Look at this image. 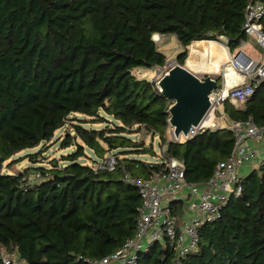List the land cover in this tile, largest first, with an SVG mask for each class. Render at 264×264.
<instances>
[{"label": "trees", "instance_id": "1", "mask_svg": "<svg viewBox=\"0 0 264 264\" xmlns=\"http://www.w3.org/2000/svg\"><path fill=\"white\" fill-rule=\"evenodd\" d=\"M251 1L0 0V251L16 250L18 264H86L83 259L116 252L135 233L141 201L122 182L123 172L150 181L173 158L183 164L188 184H206L229 158L233 134L222 128L167 141L171 102L155 82L132 72L165 68L154 35L175 37L180 66L194 42L223 36L235 51L249 40L241 27ZM221 106L218 118L263 126L264 84L242 106ZM66 126L73 133L59 148L73 152L37 167L33 177L28 169L2 173L13 156L49 143ZM141 133L157 137L165 157L132 159L154 155L151 141L131 138ZM107 153L116 157V169H94ZM82 158L90 164H79ZM171 207L179 221L183 203ZM198 235L194 253L176 259L155 242L135 264H264V162L243 179L240 197Z\"/></svg>", "mask_w": 264, "mask_h": 264}, {"label": "built area", "instance_id": "2", "mask_svg": "<svg viewBox=\"0 0 264 264\" xmlns=\"http://www.w3.org/2000/svg\"><path fill=\"white\" fill-rule=\"evenodd\" d=\"M241 30L247 39H251L262 50L263 58L256 59L248 55L244 50L248 44L244 40L240 41L235 51L230 50L229 43L223 36L208 40L222 48L225 70H232L243 81L229 89L226 81H223L220 93L212 94V107L208 114L197 128L191 127L187 133L189 139L198 133L214 132L222 129L216 120L223 122V127L231 131L234 137L229 158L217 164L212 177L204 185L188 184L183 164L173 158L166 159L164 171L154 175L150 181L134 176L129 171L123 172L122 182L136 189L141 201L135 233L116 252L101 259H83L86 264H135L138 257L147 253L155 242L167 245L175 253L176 259L196 252L199 229L216 222L221 216L222 208L231 200L240 197L244 178L239 175V169L248 162H253L256 169L263 164L264 153L257 152L250 142L256 143L263 139L264 125L259 127L250 118L246 121L227 122L224 114L216 118V112L224 102L236 107L242 106L252 97L257 84H264V0L248 3ZM137 72V76H134L139 78L142 72ZM187 139L180 135L176 140L170 131L166 140L181 142ZM164 153L165 148L161 147L160 155L165 157ZM116 164V157L107 153L94 165V169L113 172ZM36 177L39 175L36 174ZM184 192L188 196L185 194L183 199ZM173 202L183 203L181 227L172 211ZM0 264H18L17 251H0Z\"/></svg>", "mask_w": 264, "mask_h": 264}, {"label": "rangeland", "instance_id": "3", "mask_svg": "<svg viewBox=\"0 0 264 264\" xmlns=\"http://www.w3.org/2000/svg\"><path fill=\"white\" fill-rule=\"evenodd\" d=\"M154 41L156 42L160 51L167 57V63H166L165 68H163V69L155 68V69H151V70H139L142 72L141 76H138L139 79H146L147 81L149 80L151 82H156L171 66L176 64L175 57L177 56V54L180 53V50H181V48L178 46V43H177L175 37H173V36L162 37V36L158 35V38ZM247 43H248V45L245 48V52L247 54L252 55L253 57H263V52L257 45H255L250 40H247ZM191 47H192V44L187 47L188 56H187L186 60L188 59V57L190 55ZM195 59L198 61V63H202L201 61L207 62V60H208V58L205 54L198 55V56H196ZM186 60L184 62V66L187 63ZM206 62H203V63H206ZM211 67H214V65L213 64L210 65V69H211ZM225 68H226L225 64L221 65L219 68V71L222 72L225 70ZM132 73H133V75L137 76L138 72H137V70H134ZM210 73H212V72H210ZM220 82H221V79L219 78V83ZM220 91H221V85L218 88V91H217L218 94L220 93ZM221 108H222V106H219L220 111H221ZM217 113H218V111H217ZM75 117L83 119L81 116H75ZM216 118L218 119L217 114H216ZM108 119L111 120L110 118H108ZM216 122L219 125H221L222 128H225V127H223V126H225L223 122L218 121V120H216ZM83 125L86 128H93V129H100L102 127V125H99V124H93V125L83 124ZM67 132L73 133L71 131V129L69 128V126H66L62 129L58 130L55 133L54 138L49 143H42L34 149L25 150V151H22V152L16 154L15 156H13L11 159H9L4 164V168L2 170V173L4 175L15 174V173L23 172L24 170L28 169L30 172V175H32V177H33L34 173H35V169L37 167L48 166V164L53 160L59 162L60 158L62 156H66V155H68L74 151L73 147H70L67 149H60L59 148L60 141L63 139V137L66 135ZM131 138L136 140V141L143 140L145 142V144H148V145L151 141L150 137L145 135L144 133H141L139 135H132ZM151 142H152V149H153L154 155H143V156H139V157L132 156L131 158L135 159V160L138 159V160L151 162V163L158 162L161 155H160V148L158 146L157 137H154V139ZM29 155L36 156V157H34L36 159V162H30V160L28 158ZM11 161H13V163H14L12 165V167L8 165V163ZM78 163L83 164V165H89L90 161L85 159V158H82L78 161ZM30 180L33 181L32 179H30Z\"/></svg>", "mask_w": 264, "mask_h": 264}, {"label": "water", "instance_id": "4", "mask_svg": "<svg viewBox=\"0 0 264 264\" xmlns=\"http://www.w3.org/2000/svg\"><path fill=\"white\" fill-rule=\"evenodd\" d=\"M154 40V39H153ZM161 96L171 102L168 125L178 140L187 139L188 130L197 128L212 107L219 85L214 75L199 76L186 66H171L156 82Z\"/></svg>", "mask_w": 264, "mask_h": 264}, {"label": "bare ground", "instance_id": "5", "mask_svg": "<svg viewBox=\"0 0 264 264\" xmlns=\"http://www.w3.org/2000/svg\"><path fill=\"white\" fill-rule=\"evenodd\" d=\"M153 38L154 40H156L158 38V35H154ZM203 54L207 56V62L201 61L202 63H198V61L195 59L196 56ZM186 61V67L194 73H210L213 71H219L220 66L225 62V55L219 45L215 44L214 42L204 40L194 42L192 44L190 55ZM212 64L214 65V67H211L210 69V65Z\"/></svg>", "mask_w": 264, "mask_h": 264}, {"label": "crops", "instance_id": "6", "mask_svg": "<svg viewBox=\"0 0 264 264\" xmlns=\"http://www.w3.org/2000/svg\"><path fill=\"white\" fill-rule=\"evenodd\" d=\"M251 42H253L251 39H250ZM254 43V42H253ZM248 44V43H247ZM179 46V45H178ZM246 48V47H245ZM245 50V49H244ZM249 55V54H248ZM252 56V55H250ZM256 59H262L263 57H255ZM186 66V65H185ZM193 72V71H192ZM194 73V72H193ZM199 76H204V75H214L215 78H220L221 79V82L218 83L219 87L221 85V88H222V82L226 81L227 83V88H231V87H234V86H237V85H240L243 81V78L239 75H236L232 70H224L222 72L220 71H213L212 73H195ZM225 74V75H224ZM218 91V90H217ZM231 104V103H230ZM232 105V104H231ZM234 106V105H233ZM236 107V106H234ZM238 108V107H236ZM222 110V108H221ZM171 131V130H170ZM169 131V132H170ZM250 144L254 147V149L259 152V153H264V136H263V139L259 142H256V143H251ZM254 163L253 162H248V163H245L238 171L239 175H241L243 178L247 177L252 171L256 170V168L253 167ZM187 192H184V196H183V199L185 197V194ZM188 194V193H187ZM186 194V195H187ZM188 196V195H187ZM190 199V198H189ZM183 219V216L181 217V219L179 220V226L181 227V221Z\"/></svg>", "mask_w": 264, "mask_h": 264}]
</instances>
